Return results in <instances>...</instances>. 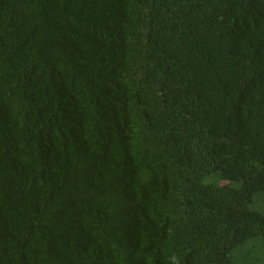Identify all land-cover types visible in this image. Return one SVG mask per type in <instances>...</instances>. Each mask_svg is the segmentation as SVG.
Segmentation results:
<instances>
[{
  "label": "trees",
  "instance_id": "1",
  "mask_svg": "<svg viewBox=\"0 0 264 264\" xmlns=\"http://www.w3.org/2000/svg\"><path fill=\"white\" fill-rule=\"evenodd\" d=\"M0 264H264V0H0Z\"/></svg>",
  "mask_w": 264,
  "mask_h": 264
}]
</instances>
